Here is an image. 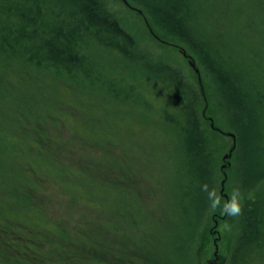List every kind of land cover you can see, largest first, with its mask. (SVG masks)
<instances>
[{"label":"trees","instance_id":"trees-1","mask_svg":"<svg viewBox=\"0 0 264 264\" xmlns=\"http://www.w3.org/2000/svg\"><path fill=\"white\" fill-rule=\"evenodd\" d=\"M127 1L207 79L234 137L243 198L228 264H264V0ZM138 84L143 95L133 105L175 131V195L163 191L159 215L143 199L153 193L150 174L135 171L123 143L75 131L100 125L85 118L91 96L124 105ZM59 91L68 96L63 104L55 103ZM57 123L65 126L53 137ZM215 159L196 91L140 48L109 0H0V264L161 263L142 243L169 225L170 197L181 216L172 248L191 264L194 235L211 209ZM140 229L145 235L136 237Z\"/></svg>","mask_w":264,"mask_h":264},{"label":"rangeland","instance_id":"rangeland-1","mask_svg":"<svg viewBox=\"0 0 264 264\" xmlns=\"http://www.w3.org/2000/svg\"><path fill=\"white\" fill-rule=\"evenodd\" d=\"M109 6L114 16L134 36L143 51L147 52L152 59L173 66L197 93L202 128L210 137L214 148L216 184L213 193L220 199L221 207L207 211L194 235L192 254L189 255V259L191 264H228L231 249L241 230L242 216L241 214L226 215L221 208L233 190L239 187L232 169L233 140L217 111L209 83L199 68L195 66V71L198 70L195 72L189 65L191 58L189 54L182 55L183 46L176 40L163 35L156 28H151L135 6L130 5L127 0H109ZM126 80L128 81L129 78L126 77ZM143 89L144 87L138 84L134 91L135 95L128 98V103L124 105L117 100L102 98L99 94H94V97L90 95L94 99L93 109L86 114L85 118L99 121L100 125L98 128H92L91 125L87 127L79 125L75 131L79 135L93 134L103 140H118L123 143L125 155L135 160V171L141 173L145 169L150 174L146 180L149 183L147 188L153 190V193L143 199L153 201L152 211L159 215V199L163 196V191H166L165 194L172 192L175 195L173 188L177 179L178 164L175 131L160 124H154L153 111L144 112L133 105L142 97ZM83 98L86 97L82 96ZM66 99L68 100V96L66 98V95L59 91L55 103L63 104ZM149 103L155 104L152 99H149ZM63 126L65 125L61 123L55 125L57 133H54L53 137L61 133ZM230 151L231 155L224 159ZM144 194L146 195L147 192ZM177 198L170 197L167 200L165 215L170 220L169 225L164 226V230L148 232L142 243L145 251H150L153 261L163 259V262L158 264H181L172 248L171 237L173 226L179 224L178 219L181 217L180 213L175 211ZM170 209L171 213H168ZM142 231L140 229L136 237L145 235Z\"/></svg>","mask_w":264,"mask_h":264},{"label":"clouds","instance_id":"clouds-1","mask_svg":"<svg viewBox=\"0 0 264 264\" xmlns=\"http://www.w3.org/2000/svg\"><path fill=\"white\" fill-rule=\"evenodd\" d=\"M202 190L207 191V186H202ZM209 198L211 200L210 207L215 210L221 207L220 199L215 196V193H210ZM221 210L224 214L229 216H239L242 212V195L239 189H234L229 199L223 204Z\"/></svg>","mask_w":264,"mask_h":264},{"label":"water","instance_id":"water-1","mask_svg":"<svg viewBox=\"0 0 264 264\" xmlns=\"http://www.w3.org/2000/svg\"><path fill=\"white\" fill-rule=\"evenodd\" d=\"M189 65L194 69V64H193L192 62H190ZM194 71H195V69H194ZM195 72H197V70H196ZM229 136H230L232 139H234V137H233L232 134H229ZM231 151H232V150H231ZM231 151L229 152V154H228L227 156L224 157V159H225L226 157H229V156L231 155V153H232Z\"/></svg>","mask_w":264,"mask_h":264},{"label":"flooded vegetation","instance_id":"flooded-vegetation-1","mask_svg":"<svg viewBox=\"0 0 264 264\" xmlns=\"http://www.w3.org/2000/svg\"><path fill=\"white\" fill-rule=\"evenodd\" d=\"M215 244V243H214ZM215 249H216V245H215Z\"/></svg>","mask_w":264,"mask_h":264}]
</instances>
